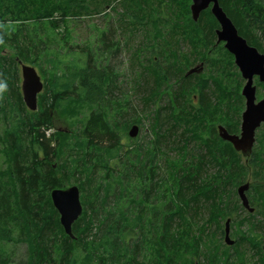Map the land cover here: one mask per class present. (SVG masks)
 <instances>
[{
  "label": "trees",
  "instance_id": "1",
  "mask_svg": "<svg viewBox=\"0 0 264 264\" xmlns=\"http://www.w3.org/2000/svg\"><path fill=\"white\" fill-rule=\"evenodd\" d=\"M219 1L245 36L256 29L264 36L259 0ZM191 3L0 0V122L5 124L0 264H183L190 252L195 258L184 264H246L241 243L258 256L251 264H264V128L249 162L219 135L218 123L231 133L240 131L244 80L233 55L217 43L219 22L211 9L195 21ZM89 14L107 18L95 43H70L68 20ZM61 25L68 32L60 37L66 39L68 60L59 69L61 52L49 58V50L60 42L54 32ZM182 41L191 45L192 57L184 54ZM128 49L135 87L145 88L141 101L146 107L131 118L133 106L130 96L119 94L116 64ZM216 49L228 56L234 75L224 77L228 65L212 58ZM20 62L39 66L45 77L35 111L23 100ZM197 62L206 63L208 73L187 75ZM164 92L169 100L161 106ZM148 115L154 139L125 143L131 126L143 125ZM57 116H76L81 128L58 130ZM190 142L196 143L195 152ZM250 174L255 178L250 202L255 206L259 200L260 206L248 211L250 226L231 245L242 248L221 253V245L205 242L207 223L219 230L225 217L233 220L237 210L246 209L237 189ZM70 184L79 186L83 204L72 227L75 237L65 231L51 196ZM202 212L209 218L200 223ZM258 213L260 221L250 220ZM219 232L224 235V229ZM11 242L27 244L26 260H13L7 251Z\"/></svg>",
  "mask_w": 264,
  "mask_h": 264
},
{
  "label": "water",
  "instance_id": "2",
  "mask_svg": "<svg viewBox=\"0 0 264 264\" xmlns=\"http://www.w3.org/2000/svg\"><path fill=\"white\" fill-rule=\"evenodd\" d=\"M191 13L195 21L201 13L210 8L213 15L220 23L217 29L218 43L225 42V47L235 55V62L239 67L246 82L242 88V95L245 98V109L242 112L241 132L231 133L223 124L218 125L221 138L233 144L237 151L247 156L253 151L256 142L257 129L264 123V97L257 99V86L254 84V76L259 75L260 81L264 82V54H260L255 47L248 44L242 37L232 19L228 16L219 0H192ZM21 63L22 67V93L26 106L35 111L38 109L39 94L44 90V81L36 67ZM203 64L196 65L189 69L187 75L201 73ZM140 131L138 124H133L129 129V136L137 137ZM250 182L241 184L237 191L243 206L250 212L254 207L250 205L247 191ZM55 207L60 213V220L68 235L75 237L72 227L73 223L83 213L81 191L78 185H71L66 188H55L51 192ZM231 222L228 218L225 221L224 238L228 245L235 244L236 240L231 237Z\"/></svg>",
  "mask_w": 264,
  "mask_h": 264
},
{
  "label": "rangeland",
  "instance_id": "3",
  "mask_svg": "<svg viewBox=\"0 0 264 264\" xmlns=\"http://www.w3.org/2000/svg\"><path fill=\"white\" fill-rule=\"evenodd\" d=\"M119 9H121L120 6H119ZM106 11L108 13H111V14L114 13L113 10L110 11L109 8H107ZM104 16L105 15H102V14H100V15H98V14L90 15L89 14V15H84L83 17H81L78 20H73V21L68 20V22L70 24V30H69L70 34L69 35H67L68 32L65 30L66 29L65 25H61L60 27L57 28V30L54 32V35H56L57 39H59L60 42H54L51 44V48L49 50V58H55L53 53H56L57 51L61 52L63 57L61 58L60 64H58L59 69L63 68L64 64L68 60V56L66 54L67 44L65 45L64 41L66 39H69L70 43H76L79 45H84L86 43H95L97 34L102 29V27H104L107 23V18H105ZM48 29L50 30V28H48ZM61 34L67 35V37L64 41L60 39V37L62 36ZM138 38L139 37H137L136 39L134 38L135 39L134 43H137L138 40H140ZM172 43L174 45H177L174 40L172 41ZM218 44H222V43H218ZM134 46H136V44H134ZM180 47L183 50L184 54H186L188 57H189V55L191 57L193 56V50H192V47L190 44H187L186 42L182 41ZM188 52H190V53H188ZM211 56H212V58H215L216 60L223 62L225 66L228 65V67L225 68L226 71L224 72L225 78L228 74H230V75L235 74L232 71V69H235V68L231 67L230 64H228V61H229L228 56L225 55V53L221 49H216ZM130 58H131V53L129 52V49L122 51V53H120L119 56L116 58V64L119 66V69L121 70V77H120V79H121V92L119 94H120V96H122V94H126L127 96H130L129 99H130L131 104L133 106V110H131V112H129V115H128L129 118H131L135 114L134 111H136L139 114H142L146 110L144 103L141 101V94L144 93L145 88L141 87L138 90L136 89L135 84H134V74L132 72L133 70L131 69V66H130ZM42 59H43V61H45L44 58H42ZM26 64H30V65L36 67L38 73L41 75L42 80L45 83V77L42 73L41 68L35 64H31V63H26ZM44 64L45 63H43V65ZM199 64H200V62H197L194 65H192L191 68H193ZM45 66L47 68H49V67L52 68L51 64L48 62L45 64ZM207 68H208V66L206 65V63H204V70H203L204 74L208 73ZM209 73H212V71H209ZM49 74L51 75V73H49ZM19 77H20V86H21V92H22L23 76H22L21 64H19ZM244 84H245V80L243 81L242 88H243ZM242 88H241V91H242ZM165 93L166 92L163 93L164 95H162L161 100H159L160 101L159 105H161V106H165L169 100V96ZM263 96H264V89H262L261 87H258L257 88V99H261ZM237 105H240V103L238 102ZM154 108H155V105H152V104L148 107V109H151V110ZM241 109H242V112L245 109V98H244V106L241 107ZM84 111H85V113H88L89 108L85 109ZM242 112H241V120H242ZM57 117L58 118L56 119L55 123H56V129H58V130L62 129V130H66V131L68 130L69 131L72 128H74V131L78 132L79 129L81 128V122L76 119V116H74V117L57 116ZM152 121H153V118L150 115L146 116L143 119V125L140 126V131H139L138 136L132 138L129 136V133H128V135H126V137H125V143H127V144L131 143L132 141H130V140H132V139L138 140L139 143L140 142L146 143L150 140H153L155 135H154L152 128H151ZM219 124H221V123H218V125ZM218 125H217V128H218ZM4 127H5L4 121L1 120V122H0V166L4 165V155H3V152L1 150V148L5 145V141L3 140ZM262 129H263V127H260V129L257 132V135H258V133H261ZM178 130H179L178 131L179 133L182 131L181 128H179ZM240 130H241V125H240ZM50 133L51 132L49 131V134ZM164 145L166 147V142L163 143V147H164ZM256 146H257V143H256ZM189 148L192 149L193 152H195L198 147H197L195 142H190ZM168 153L172 157H178V154L176 151L168 150ZM209 171L214 172L215 168L210 167ZM252 175L253 174L249 175V180L255 181V178H253ZM71 185H75V184H70L69 186H71ZM123 203H126V200ZM240 203H242L241 199H240ZM254 205L259 208V206H260L259 200H255ZM202 213L203 214H200V217H201L200 221H199L200 223L206 222V220L209 218V214L207 212H202ZM205 213H207V214H205ZM246 217H249V213H248L247 209L237 210L235 217H233V220L231 222L232 223V225H231V237L233 239H239L240 237H242L243 231H245L250 226L249 223L246 222V219H247ZM227 218L228 217H225L222 220V223L220 225L219 230L224 229L225 221L227 220ZM261 218H262V216L258 213L255 215L254 219H250V220L260 221ZM219 230H218V226L216 224L207 223L206 233L208 236H206L205 242L209 244L212 241L210 243V246H213L214 244L221 245V247L219 248V251H221V253L225 252L226 248L228 251L235 252V250L237 249L239 244H238V246L235 245L234 247H231V245H228L225 242L224 235H221ZM260 233H263V232H260ZM241 245L243 246V249H245V256H243V259H246V264H251L253 262V260L258 259L257 255H253V251L250 248V245L248 243H243V244L241 243ZM238 248H242V247L239 246ZM7 251L13 255L12 256L13 260L16 263H19V262L27 259V244L24 242H11V243H9L7 245ZM194 258L195 257L193 255V253H191V252L186 253L184 259L182 260L183 264L185 261L192 262ZM139 261H141V260H139Z\"/></svg>",
  "mask_w": 264,
  "mask_h": 264
},
{
  "label": "flooded vegetation",
  "instance_id": "4",
  "mask_svg": "<svg viewBox=\"0 0 264 264\" xmlns=\"http://www.w3.org/2000/svg\"><path fill=\"white\" fill-rule=\"evenodd\" d=\"M260 1V3L262 4V7L264 8V0H259ZM222 6V5H221ZM263 11H264V9H263ZM263 11H261L262 12V14L264 13ZM227 13V12H226ZM228 14V13H227ZM249 14H251V12H249ZM264 15V14H263ZM229 16V15H228ZM230 17V16H229ZM216 18V17H215ZM231 18V17H230ZM232 19V18H231ZM249 18H247V20H248ZM218 21V20H217ZM232 21H233V19H232ZM219 22V21H218ZM234 22V21H233ZM234 24H235V22H234ZM236 25V24H235ZM236 27H237V29H238V32H239V34L242 36V37H244L246 40H247V42H248V44L250 45V46H252V47H255L257 50H258V52L260 53V54H264V36H263V34H262V31L259 29V31H258V29H256V31L257 32H254L253 34H251V36H250V38H248L247 36H245L241 31H240V29H239V27L236 25ZM218 28H220V23H219V27ZM217 28V29H218ZM217 29H216V33H217ZM251 30V29H250ZM217 40H218V36H217ZM217 43H218V41H217ZM220 43H223V45L225 46V42H220ZM226 48V47H225ZM227 49V48H226ZM228 50V49H227ZM229 51V50H228ZM230 52V51H229ZM231 53V52H230ZM232 55H233V57H234V62H235V55L233 54V53H231ZM200 64H203V70H204V63L203 62H200ZM235 65L237 66V64H236V62H235ZM237 68H238V70H239V72H240V74H241V77H242V79L243 80H245V82H246V79L242 76V73H241V71H240V69H239V67L237 66ZM203 72V71H202ZM261 82V83H260ZM262 83H264V82H262V81H260V77H259V75H255L254 76V84L257 86V88L258 87H261L262 89H264V86L262 85ZM264 97V96H263ZM259 100V99H258ZM260 127H263L264 128V123H262V125L260 126ZM260 127L257 129V132H258V130L260 129ZM240 132H241V130H240ZM240 132H238V133H240ZM260 133H258V135H259ZM258 135H257V133H256V142H255V144H254V147H253V151H252V153H250L249 155H247V156H245V155H243L244 157H245V160H246V162H249L250 161V158H251V156H252V154H253V152H254V150H255V147H256V143L258 142ZM249 182H250V187H251V182L252 181H250V180H248ZM250 189V188H249ZM249 191V190H248ZM248 191H247V195H248V199H249V202H250V195L248 194ZM250 205L252 206V207H254V211L253 212H250L248 209V211L250 212V213H254L255 212V206H253L252 204H251V202H250Z\"/></svg>",
  "mask_w": 264,
  "mask_h": 264
}]
</instances>
